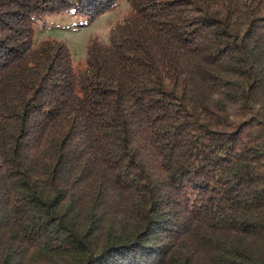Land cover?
Instances as JSON below:
<instances>
[{
	"label": "trees",
	"instance_id": "obj_1",
	"mask_svg": "<svg viewBox=\"0 0 264 264\" xmlns=\"http://www.w3.org/2000/svg\"><path fill=\"white\" fill-rule=\"evenodd\" d=\"M121 0H0V264H264V0H128L86 66L35 42Z\"/></svg>",
	"mask_w": 264,
	"mask_h": 264
},
{
	"label": "rangeland",
	"instance_id": "obj_2",
	"mask_svg": "<svg viewBox=\"0 0 264 264\" xmlns=\"http://www.w3.org/2000/svg\"><path fill=\"white\" fill-rule=\"evenodd\" d=\"M129 9L128 0H121L115 8L106 11L92 22L87 17L78 16L73 12L49 15L40 22L35 42L39 43L46 37L63 40L73 53L75 68L82 69L86 66L90 38L99 36L101 40L109 42L113 25L122 21Z\"/></svg>",
	"mask_w": 264,
	"mask_h": 264
}]
</instances>
